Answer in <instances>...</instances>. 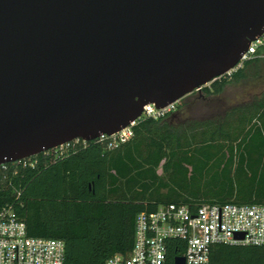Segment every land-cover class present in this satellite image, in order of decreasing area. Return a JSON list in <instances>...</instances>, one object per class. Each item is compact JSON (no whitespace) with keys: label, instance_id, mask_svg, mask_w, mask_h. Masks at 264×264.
Returning <instances> with one entry per match:
<instances>
[{"label":"water","instance_id":"95a60500","mask_svg":"<svg viewBox=\"0 0 264 264\" xmlns=\"http://www.w3.org/2000/svg\"><path fill=\"white\" fill-rule=\"evenodd\" d=\"M263 30L264 0H0V166L200 92Z\"/></svg>","mask_w":264,"mask_h":264},{"label":"trees","instance_id":"16d2710c","mask_svg":"<svg viewBox=\"0 0 264 264\" xmlns=\"http://www.w3.org/2000/svg\"><path fill=\"white\" fill-rule=\"evenodd\" d=\"M263 76L264 60L248 62L195 99ZM175 115L139 120L133 138L113 150L93 141L59 158L39 154L33 167L5 163L0 209L11 207L28 236L62 241L64 264H104L130 252L140 213L169 204L264 205V90L216 117ZM181 255L172 248L167 263ZM209 262L264 264V246L215 244Z\"/></svg>","mask_w":264,"mask_h":264},{"label":"built area","instance_id":"2783aa9c","mask_svg":"<svg viewBox=\"0 0 264 264\" xmlns=\"http://www.w3.org/2000/svg\"><path fill=\"white\" fill-rule=\"evenodd\" d=\"M255 60H264V30L249 44L239 62L217 80L231 78L246 63ZM178 104L171 103L160 109L145 105L141 116L128 127L95 141L105 142L109 150L116 149L133 138V129L139 120L165 118L176 112ZM87 143L74 139L40 154L59 158L77 147H86ZM38 155L11 163L33 167ZM239 234L243 235L242 240L235 238ZM215 244L264 246V205L204 204L192 210L188 206L169 204L152 213H140L135 220L130 252L112 255L104 264H168V252L172 248L182 252L177 257H183L184 264H210V251ZM64 260L62 241L28 236L25 223L11 207L0 209V264H64Z\"/></svg>","mask_w":264,"mask_h":264},{"label":"rangeland","instance_id":"374dc122","mask_svg":"<svg viewBox=\"0 0 264 264\" xmlns=\"http://www.w3.org/2000/svg\"><path fill=\"white\" fill-rule=\"evenodd\" d=\"M263 90L264 76L250 78L241 84L227 85L221 94L207 97L204 100H196L195 93H193L186 97L185 104L176 110L175 116L182 120L216 117L221 115L224 109L248 101L258 96Z\"/></svg>","mask_w":264,"mask_h":264},{"label":"crops","instance_id":"0c3cea01","mask_svg":"<svg viewBox=\"0 0 264 264\" xmlns=\"http://www.w3.org/2000/svg\"><path fill=\"white\" fill-rule=\"evenodd\" d=\"M252 99H253V98L249 99L248 101L242 102V103L250 102ZM242 103H239V104H242ZM239 104H236V105H239ZM233 106H235V105H233ZM228 108H229V107H228ZM226 109H227V108H226ZM224 110H225V109H224ZM202 119H205V118H201L200 120H202Z\"/></svg>","mask_w":264,"mask_h":264}]
</instances>
